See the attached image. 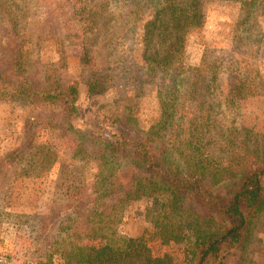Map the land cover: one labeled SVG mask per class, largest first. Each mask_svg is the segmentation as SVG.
I'll list each match as a JSON object with an SVG mask.
<instances>
[{"label": "rangeland", "instance_id": "rangeland-1", "mask_svg": "<svg viewBox=\"0 0 264 264\" xmlns=\"http://www.w3.org/2000/svg\"><path fill=\"white\" fill-rule=\"evenodd\" d=\"M155 1L0 0V46L10 36L26 38L33 72L61 60V78L79 90L78 119L71 129L48 125L31 129L32 121L45 109L0 102V161L23 147L37 154L34 160L41 159V164L31 166L34 160H30L28 166L32 155L25 154L22 164L1 167L0 264L44 261L36 249L68 213V196L99 191L95 183L108 169L88 155L80 133L143 137L160 118V96L174 104L176 140L200 143L209 155L210 149L215 150L211 154L218 156L229 178L242 161L256 165L264 157V0L250 10L243 7V0L204 3L203 26L189 32L183 57L175 66L180 78L202 62L216 69L215 78L199 79V88L201 84L207 87L195 96L181 87L175 94L171 78L149 76L141 59L143 24L152 16ZM84 38L83 45L93 59V66L85 69L79 59ZM92 70L105 79L106 90L101 94L87 93ZM203 72L199 75L204 76ZM242 142L249 152L241 147ZM233 183L219 190L228 194ZM149 202L141 198L116 212L112 230L123 238L142 237L154 253L169 254L176 264H189L184 251L187 242L160 245ZM54 211L61 216L46 223L23 224L24 216H50ZM225 255L229 264H264V212L252 220L244 249Z\"/></svg>", "mask_w": 264, "mask_h": 264}, {"label": "trees", "instance_id": "trees-1", "mask_svg": "<svg viewBox=\"0 0 264 264\" xmlns=\"http://www.w3.org/2000/svg\"><path fill=\"white\" fill-rule=\"evenodd\" d=\"M206 1L156 0L152 16L143 24L141 59L148 75L154 79L158 75L171 78L177 95L180 87L193 96L202 94L201 89L207 85L201 84L199 88V79L207 82L217 73L210 63L205 66L204 62L190 68V75L181 78L175 69L183 57L189 32L203 26ZM257 1L243 0L242 5L250 10ZM84 41L85 38L79 51L83 69L93 66ZM27 42L26 38L14 35L0 46V102L42 108L46 112L48 109L47 114H40L32 121L31 129L47 125L71 129L78 119V86L66 84L61 78L59 70L64 67L61 60L41 65L42 68L33 72ZM202 70L204 76L199 75ZM90 76L87 93H103L104 77L94 70ZM159 103L160 118L143 137L80 133L88 155L102 162L108 171L95 183L98 192L93 190V194L80 197L72 192L68 196V213L44 237L45 244L36 249L45 260L34 264H176L171 255L154 253L142 237L123 238L112 230L116 212L141 198L150 201L149 211L159 230L160 245L187 242L184 251L189 264H229L225 254L244 249L252 220L264 212V157L256 165L242 161L243 165L234 169L236 173L229 178L218 156L211 154L215 150L210 149L209 155L200 143L182 144L176 140L179 132L172 130L178 128L172 112L174 104L165 101V96H160ZM242 145L245 151H250L245 143ZM23 148L3 157L0 172L4 166L22 164L25 154L32 155L31 148ZM36 155L27 158L28 166ZM37 163L41 164V159L34 160L31 166ZM229 181L234 182L231 192L219 190ZM75 198L79 201L74 203ZM60 216L57 211L50 216H24L23 224L29 225L34 220L46 223Z\"/></svg>", "mask_w": 264, "mask_h": 264}]
</instances>
